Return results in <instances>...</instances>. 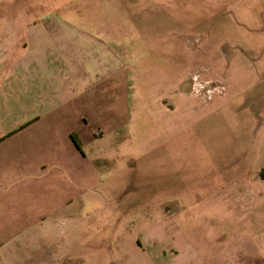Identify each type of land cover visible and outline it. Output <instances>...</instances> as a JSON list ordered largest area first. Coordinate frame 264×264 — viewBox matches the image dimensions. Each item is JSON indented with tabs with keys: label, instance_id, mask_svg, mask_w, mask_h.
Segmentation results:
<instances>
[{
	"label": "rangeland",
	"instance_id": "obj_1",
	"mask_svg": "<svg viewBox=\"0 0 264 264\" xmlns=\"http://www.w3.org/2000/svg\"><path fill=\"white\" fill-rule=\"evenodd\" d=\"M9 29L129 78L132 154L67 229L88 263L264 264V0H0Z\"/></svg>",
	"mask_w": 264,
	"mask_h": 264
},
{
	"label": "crops",
	"instance_id": "obj_2",
	"mask_svg": "<svg viewBox=\"0 0 264 264\" xmlns=\"http://www.w3.org/2000/svg\"><path fill=\"white\" fill-rule=\"evenodd\" d=\"M31 33L0 34V264H90L87 240L67 229L132 154L129 78L124 92L110 69L84 85L79 56L49 58ZM106 33L94 37L108 47Z\"/></svg>",
	"mask_w": 264,
	"mask_h": 264
},
{
	"label": "trees",
	"instance_id": "obj_3",
	"mask_svg": "<svg viewBox=\"0 0 264 264\" xmlns=\"http://www.w3.org/2000/svg\"><path fill=\"white\" fill-rule=\"evenodd\" d=\"M75 144L77 145V141L75 140Z\"/></svg>",
	"mask_w": 264,
	"mask_h": 264
}]
</instances>
